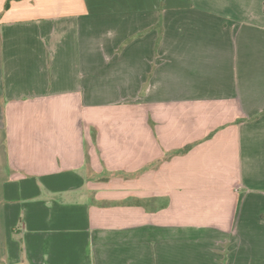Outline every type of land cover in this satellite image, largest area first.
<instances>
[{
	"label": "crops",
	"instance_id": "obj_1",
	"mask_svg": "<svg viewBox=\"0 0 264 264\" xmlns=\"http://www.w3.org/2000/svg\"><path fill=\"white\" fill-rule=\"evenodd\" d=\"M7 1L0 264H264V0Z\"/></svg>",
	"mask_w": 264,
	"mask_h": 264
},
{
	"label": "rangeland",
	"instance_id": "obj_2",
	"mask_svg": "<svg viewBox=\"0 0 264 264\" xmlns=\"http://www.w3.org/2000/svg\"><path fill=\"white\" fill-rule=\"evenodd\" d=\"M20 227H21V226H18V229H20ZM52 231H53V230H50L49 233H47V234H50ZM44 235H45V234H43V236H44ZM50 236H51V235H49L48 238L51 239L52 237H50ZM44 238H45V240H48V238H46L45 236H44ZM23 241L25 242V240H23ZM75 257H76V258H75L74 260H77V256H75ZM61 259H62V258H61ZM18 264H31V263L26 261V262H21V263H18Z\"/></svg>",
	"mask_w": 264,
	"mask_h": 264
},
{
	"label": "trees",
	"instance_id": "obj_3",
	"mask_svg": "<svg viewBox=\"0 0 264 264\" xmlns=\"http://www.w3.org/2000/svg\"><path fill=\"white\" fill-rule=\"evenodd\" d=\"M10 0L7 1V3L9 2Z\"/></svg>",
	"mask_w": 264,
	"mask_h": 264
}]
</instances>
